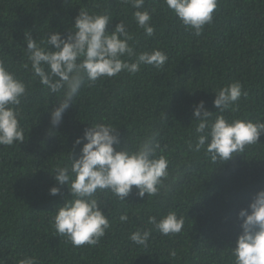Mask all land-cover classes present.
<instances>
[{
    "label": "trees",
    "instance_id": "16d2710c",
    "mask_svg": "<svg viewBox=\"0 0 264 264\" xmlns=\"http://www.w3.org/2000/svg\"><path fill=\"white\" fill-rule=\"evenodd\" d=\"M145 8L155 29L151 37L137 27L136 9L125 0H0V60L28 91L20 105L24 142L0 145V264L33 256L38 264H233L231 248L242 231L238 214L264 190V133L258 144L215 165L203 151H189L187 142L195 139L193 110L200 101L212 119L222 114L264 122V0H218L213 22L199 36L164 0H145ZM81 9L107 11L113 18L107 31L123 21L136 52L159 49L168 61L162 69L141 65L135 75L86 83L53 126L51 111L61 94L49 93L33 75L25 34L37 42L54 32L67 36ZM235 81L247 95L220 113L214 92ZM101 120L118 127L121 148L158 130L170 171L179 169L181 178L156 197H139L135 186L125 201L101 193L111 227L97 245L74 247L54 228L56 210L71 198L69 187L55 181V168L70 164V155L79 158L86 141L76 145V139ZM54 186L60 188L55 196L49 194ZM168 211L184 219L179 234L162 235L147 222ZM125 212L128 221L121 222ZM137 229H152L147 247L130 241Z\"/></svg>",
    "mask_w": 264,
    "mask_h": 264
},
{
    "label": "clouds",
    "instance_id": "9594fccd",
    "mask_svg": "<svg viewBox=\"0 0 264 264\" xmlns=\"http://www.w3.org/2000/svg\"><path fill=\"white\" fill-rule=\"evenodd\" d=\"M125 2L136 9L133 16L137 27L143 29L147 36H153L155 29L151 24L152 16L145 8V0ZM164 2L186 30H192L196 36L202 34L205 25L213 22L218 4V0ZM112 19L107 11L96 14L81 9L67 36L54 32L37 42L30 34H25V50L33 75L49 93L61 94L58 106L51 111L53 126L62 122L63 114L74 104L86 83L94 84L122 72L135 75L141 70V65L162 69L168 61L166 53L159 49L136 52L129 43L134 37L123 21L119 20L114 30L107 31ZM214 93L213 104L220 113L234 110L233 105L242 95H247L239 81ZM27 95L24 81L0 60V145L13 146L24 142L20 105ZM193 114L199 123L195 127V139L187 142L188 150L195 153L203 151L214 165L231 160L249 145L258 144L260 135L264 133V122L259 120H228L222 114L212 119L213 113L205 109L204 101L195 106ZM89 125L84 135L75 141L76 145L86 141L79 158L70 155L71 163L57 166L54 175L55 181L59 185H67L71 193V198L66 199L55 212L54 228L74 247L97 245L111 227L102 210L101 193L110 192L118 200L125 201L135 186L139 197L143 198L145 194L156 197L161 190L170 192L173 184L181 178L179 169L176 175L170 171L171 162L162 154L158 130L150 129L135 146L121 148L117 126L103 120ZM59 193V187L49 189L50 195ZM238 218L242 221V231L236 246L231 248L233 264H264V190L255 194L248 208L239 212ZM119 220L127 222V213L122 214ZM147 222L165 236L179 234L184 227V219L175 211H168L159 220L150 215ZM151 234L152 229H137L129 239L136 245L147 247ZM171 254L175 255L174 252ZM19 264H38V261L34 256L25 257Z\"/></svg>",
    "mask_w": 264,
    "mask_h": 264
}]
</instances>
